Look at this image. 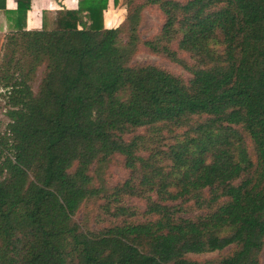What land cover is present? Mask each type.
<instances>
[{
  "label": "trees",
  "instance_id": "obj_1",
  "mask_svg": "<svg viewBox=\"0 0 264 264\" xmlns=\"http://www.w3.org/2000/svg\"><path fill=\"white\" fill-rule=\"evenodd\" d=\"M112 2L125 7L115 27L103 23L108 0H78L26 29L30 0L11 11L0 0L13 15L0 62V264H260L264 0ZM148 5L163 22L141 40ZM141 44L189 77L130 64ZM115 155L128 176L107 185ZM88 202L107 225L76 220ZM189 202L204 211L185 215Z\"/></svg>",
  "mask_w": 264,
  "mask_h": 264
},
{
  "label": "rangeland",
  "instance_id": "obj_2",
  "mask_svg": "<svg viewBox=\"0 0 264 264\" xmlns=\"http://www.w3.org/2000/svg\"><path fill=\"white\" fill-rule=\"evenodd\" d=\"M184 1V0H180ZM112 8V7H110ZM111 14L114 11L111 10ZM110 12L106 9V19ZM163 22V15L159 9L154 5H148L144 8L142 12V18L138 26V32L140 34L141 40L152 37L160 29ZM2 35H0L1 38ZM3 43V42H2ZM175 46V44H174ZM2 56V44H0V62ZM179 56L184 59L188 64L193 63V59L183 51L179 52ZM130 64H153L156 65L174 75H179L183 79L189 77L188 71L179 65L178 63L168 60L165 56L160 54L151 53L144 45H140L132 56ZM42 72V67L38 69L34 79L31 81L32 89H36L39 82L40 75ZM7 106L5 104L4 91L0 89V132L3 130L8 117L6 115ZM250 148V147H249ZM104 182L107 185H114L116 183L122 182L128 176V170L123 165V159L119 155L113 156V158L108 162L102 171ZM124 206L129 207L132 210L142 211L145 207V202L135 196H126L123 199ZM205 208H197L192 202H189L186 206L187 213L185 215H197L202 213ZM98 217H101V221L97 222ZM103 219V220H102ZM142 217L136 215L134 220H140ZM76 220L85 221L86 225L90 228H98L109 223V219L102 216L101 209L98 207V202H88L83 204L76 213ZM233 247H227L221 251L202 253V254H189V258L204 261L206 259H216L220 256L227 255L232 251ZM260 264H264V245L259 254Z\"/></svg>",
  "mask_w": 264,
  "mask_h": 264
},
{
  "label": "crops",
  "instance_id": "obj_3",
  "mask_svg": "<svg viewBox=\"0 0 264 264\" xmlns=\"http://www.w3.org/2000/svg\"><path fill=\"white\" fill-rule=\"evenodd\" d=\"M78 0H30V8L26 12L25 28L26 29H40L42 26L43 15L48 18H54L57 10L76 9ZM17 7V0H5V8L8 11L15 10ZM112 7V8H110ZM106 9L109 10L110 16L106 19ZM104 10L103 23L106 27L117 26L124 18L125 7L123 4L114 6L112 0H108L107 8ZM114 11L113 14H111ZM13 15L6 10L0 9V44L4 40V35L11 30Z\"/></svg>",
  "mask_w": 264,
  "mask_h": 264
}]
</instances>
